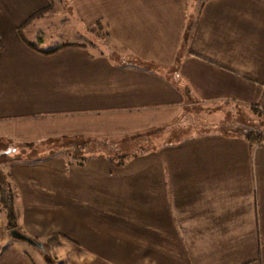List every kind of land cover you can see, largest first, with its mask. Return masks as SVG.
Segmentation results:
<instances>
[{"label":"crops","instance_id":"obj_1","mask_svg":"<svg viewBox=\"0 0 264 264\" xmlns=\"http://www.w3.org/2000/svg\"><path fill=\"white\" fill-rule=\"evenodd\" d=\"M0 42V140L55 142L41 170L67 182L66 212L19 196L35 248L62 238L70 264H264V141L187 122L264 107V0H0ZM123 208L131 223L107 224ZM11 248L0 264H35Z\"/></svg>","mask_w":264,"mask_h":264},{"label":"rangeland","instance_id":"obj_2","mask_svg":"<svg viewBox=\"0 0 264 264\" xmlns=\"http://www.w3.org/2000/svg\"><path fill=\"white\" fill-rule=\"evenodd\" d=\"M210 110L216 109L202 108L201 113L197 115L195 120L193 119L194 112L191 111V117H189L190 120L187 122H191V125L195 124L197 127H210L214 124L223 125L231 131L234 129L240 130V128H242L244 131L260 133L262 136V141H264V107H261L257 110H252L250 112L242 109H229L226 108V106H223V112L220 113H215V111L213 112ZM188 116L189 113H187V117ZM45 145H47V147ZM54 148L56 149L55 142L37 143L28 147L8 141L2 142L0 140V187L4 191L3 193H0V226L2 227V224L4 223L6 231H8V224L10 222L11 224L15 223L16 230H19L17 228V224L21 218L28 216L33 217L32 214H21V212L24 210L21 209V205H19L21 203V198H19V196L23 190L31 192L32 196L29 199L38 203L37 205L39 207L40 205L46 204L47 206L51 205L52 207H55L60 213L66 212L67 205L64 192L66 190L67 182L60 180L58 175L55 180L49 181L47 177L44 176L45 172L41 170V168H50L48 164L50 158L46 155L50 152H55L56 150ZM36 154L39 157L35 163L37 165L40 163H46L48 164V167L43 165H39L38 167L31 166L34 165V162L31 161V158L35 157ZM14 156L20 159V161L14 159V161H16L18 164H14V162L8 165L4 164L5 161L12 159ZM28 164L29 166L27 167L26 165ZM35 171H37V174H33ZM24 173H27V176ZM25 176V181L21 180L22 177ZM50 185L52 188L54 187L53 189L58 186L57 188L60 192L59 196H50ZM63 189L64 191L61 192ZM117 212L119 214H116V220L109 218V221L107 220V224H110V222L117 224L131 223L132 218L130 216L129 209L123 208V210H119ZM145 217V214L140 215V218H143L144 220ZM56 221L60 224H63L65 221L64 214L50 215L46 217L41 216L38 220V223L41 227H44L45 225H48L46 222ZM2 228H0V230ZM10 231L11 230L8 231L9 235L7 234L5 239L0 242L1 252L8 247H19L28 251L35 264H70L69 260L71 257L65 256L66 247L65 241L62 238L60 240L52 241L49 247L46 245L48 247L47 252L46 250L42 251L40 248L29 246V244L22 239L12 237L10 235ZM26 233L31 236L35 234L36 236V233L38 234L40 231L27 229ZM79 248L83 247L81 246ZM103 249L109 250L114 248L106 245L103 247ZM89 259L90 260H88V263L84 264H146L145 257H117L115 260H113V257H90Z\"/></svg>","mask_w":264,"mask_h":264},{"label":"trees","instance_id":"obj_3","mask_svg":"<svg viewBox=\"0 0 264 264\" xmlns=\"http://www.w3.org/2000/svg\"><path fill=\"white\" fill-rule=\"evenodd\" d=\"M19 32H21V31L19 30ZM21 38H22L23 42H24L27 46H29L30 48L36 49L35 45H33L32 43H30L28 40H26V38H25L22 34H21ZM67 45H68V44H67ZM67 45H62V46H60V47H58V48H53V49H51V50L44 51V52H42V53H51V52H54V51L60 49L61 47L67 46ZM0 55H1V42H0ZM263 119H264V117H263ZM245 138H246L248 141H250L251 143H256V142H261V141H262V136H261L260 133L247 132V133L245 134ZM3 192H4L3 189H1V187H0V193H3ZM8 229H9V230L16 229V224H15V223L11 224V222H10V223L8 224Z\"/></svg>","mask_w":264,"mask_h":264},{"label":"water","instance_id":"obj_4","mask_svg":"<svg viewBox=\"0 0 264 264\" xmlns=\"http://www.w3.org/2000/svg\"><path fill=\"white\" fill-rule=\"evenodd\" d=\"M10 235L14 238H18V239H22L24 241H26L29 245L33 246V247H40L41 244L38 243L37 241H35L34 239L26 236L24 233L19 232L16 229H13L10 231Z\"/></svg>","mask_w":264,"mask_h":264}]
</instances>
